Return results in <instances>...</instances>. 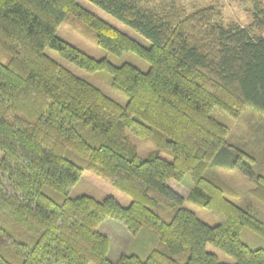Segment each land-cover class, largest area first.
Listing matches in <instances>:
<instances>
[{
	"label": "trees",
	"instance_id": "obj_1",
	"mask_svg": "<svg viewBox=\"0 0 264 264\" xmlns=\"http://www.w3.org/2000/svg\"><path fill=\"white\" fill-rule=\"evenodd\" d=\"M89 1L150 45L77 0H0V47L9 54L0 62V211L13 223L12 229L0 224V240L21 254L19 264H264V249L239 238L245 225L264 236V211L237 204L229 195L238 193L208 172L226 166L247 176L264 207V173L254 171V154L228 144V126L210 114L217 106L238 116L252 106L264 116V0H245L251 5L247 26L223 22L217 4L188 11L175 0ZM67 14L94 32L98 46L116 55L133 52L148 70L94 58L57 36ZM45 47L88 71L109 72L126 103L74 74ZM127 130L153 139L157 149L140 157ZM67 149L85 161L67 158ZM163 150L171 160L159 155ZM84 171L130 201L69 196ZM188 172L192 183L183 195L171 181ZM186 200L211 210L219 222H203ZM109 217L134 236L149 229L159 242L144 259L121 253L114 263L109 238L98 230ZM206 244L234 262H219ZM0 264L15 263L0 254Z\"/></svg>",
	"mask_w": 264,
	"mask_h": 264
},
{
	"label": "rangeland",
	"instance_id": "obj_2",
	"mask_svg": "<svg viewBox=\"0 0 264 264\" xmlns=\"http://www.w3.org/2000/svg\"><path fill=\"white\" fill-rule=\"evenodd\" d=\"M77 2L111 26L127 34L129 37L145 46L150 45L148 39L143 35L91 1L77 0ZM175 3L188 11L194 7L206 4H217L220 8V18L223 22L235 21L241 25L247 26L251 21V5L245 0H175ZM55 34L94 58L107 57L110 62L116 65L127 62L133 64L142 71H146L149 68L147 61L133 52L125 51L116 55L109 53L107 50L98 46L94 40V32L73 14L66 15L65 19L56 27ZM45 52L74 74L97 86L104 93L117 100L119 103H126L127 96L112 86V77L109 72L105 70L88 71L79 67L75 63L64 59L50 47H45ZM8 58L9 54L0 47V62H6ZM210 114L228 126L229 132L226 136V142L240 149H245L247 151L250 150L249 152L253 153L256 159L255 164L253 163L254 171L256 173H264L263 114L252 106L244 107L238 116L230 115L217 106L210 110ZM126 132L129 140L135 144L137 153L140 157H147L151 152L157 149V145L153 139L138 137L129 130ZM158 153L168 160H171L172 158L171 153L168 151L163 150ZM234 153H236L235 150H233L232 153L233 157ZM65 156L77 163L85 161L84 156L77 154L75 151L70 149L66 150ZM246 161L250 163V160L246 159ZM208 172L210 174H216V176L228 184L230 189H232L235 193H238L236 197L229 195L235 202H237V204L241 206L253 204V206L260 207L264 211L262 203H260V201L252 193V190L254 189V182L247 176L236 170L228 169L226 166L216 168L213 167L211 169L209 168ZM191 183L192 177L189 172L183 176L180 182L176 183L173 180L171 181L172 186L183 195L188 193ZM43 190L47 193L51 192L48 186H44ZM67 194L72 197L87 194L98 199L105 196H113L120 204H125L130 201V198L127 195L113 187L103 178L94 175L89 171H84L82 173L79 180L69 187ZM184 206L192 210L200 220L209 225H214L219 222L218 216L198 203L186 200L184 202ZM109 221H112L114 225L109 224ZM0 224L8 229H12L13 227L12 220L6 213L1 211ZM119 227L124 228L129 235L124 232L121 233ZM98 230L105 233L109 237L110 248L108 251V257L114 263L120 253H136L141 259H144L149 250L159 242L157 235L151 230L142 228L136 236H134L125 228L121 221L111 217L104 219L99 224ZM20 236L25 241L29 240V235L26 232H22ZM239 238L250 248L264 249V236L247 225L240 229ZM161 245L163 246L162 243ZM206 250L215 253L219 262H234V259L229 254L210 244H206ZM0 254L15 264H19L21 260V254L17 252L15 247L9 242H2L1 240Z\"/></svg>",
	"mask_w": 264,
	"mask_h": 264
},
{
	"label": "crops",
	"instance_id": "obj_3",
	"mask_svg": "<svg viewBox=\"0 0 264 264\" xmlns=\"http://www.w3.org/2000/svg\"><path fill=\"white\" fill-rule=\"evenodd\" d=\"M109 224L114 225L112 221H109ZM115 224H116V223H115ZM119 228H120V232H121V233L124 232V233L128 234V232H127L124 228H121V227H119ZM123 230H125V231H123ZM128 235H129V234H128ZM108 238H109V237H108ZM109 242H110V241H109ZM109 248H110V245H109ZM116 254H117V253H116ZM120 254H121V253H120ZM120 254H119V255H120Z\"/></svg>",
	"mask_w": 264,
	"mask_h": 264
}]
</instances>
